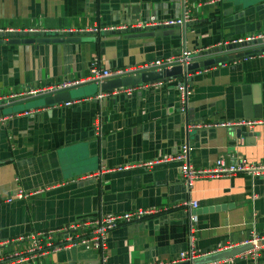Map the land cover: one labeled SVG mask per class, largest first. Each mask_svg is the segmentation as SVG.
Returning <instances> with one entry per match:
<instances>
[{"label": "crops", "instance_id": "crops-1", "mask_svg": "<svg viewBox=\"0 0 264 264\" xmlns=\"http://www.w3.org/2000/svg\"><path fill=\"white\" fill-rule=\"evenodd\" d=\"M184 11L190 19L177 25L181 32L154 24ZM1 27L64 38L83 30L79 37L92 40L0 44V106L24 89L82 81L69 88L67 102L38 107L50 91L21 97L13 114L0 117V258L22 252L28 242L21 237L150 207L169 209L110 231L104 254L75 247L13 264H176L183 251L208 255L253 235L264 239V177L203 176L188 186L178 161L136 165L174 156L183 144L195 168H212L220 157L264 163V122L242 128L240 137L237 129L188 127L264 120V53L202 68L186 79L138 84L131 94L99 91L101 83L88 77L94 61L109 69L137 68L184 50L194 55L264 35V0H0ZM93 27L124 32H89ZM130 28L151 29L140 36ZM185 80L190 94L182 111L178 84ZM120 166L129 167L116 170ZM37 189L44 190L14 197ZM190 201L198 207L172 208ZM206 264L254 262L235 255ZM257 264H264V249Z\"/></svg>", "mask_w": 264, "mask_h": 264}, {"label": "built area", "instance_id": "built-area-1", "mask_svg": "<svg viewBox=\"0 0 264 264\" xmlns=\"http://www.w3.org/2000/svg\"><path fill=\"white\" fill-rule=\"evenodd\" d=\"M218 1L220 0H206L208 4H213ZM189 19L190 16L188 14V11H184L180 16H178L175 19L161 21L154 24L177 26L184 24ZM103 30H114V28L93 27L89 29V32H99ZM29 31L37 32L35 29H29ZM80 32H83V30H81ZM13 33H15L13 29L5 28V27L0 28V34L5 35L6 37ZM248 39H252V38H248ZM237 41H241V40H235L234 42ZM194 55L192 52L184 50L178 55L166 56L151 61H147L142 66L137 68L118 67L114 69H109L99 66L98 62L94 61L91 63L89 67L88 77L89 79L95 80L98 83H102L104 80L120 78L127 75H133L138 73L139 71H150V70L161 71L164 69H171L173 66L176 65L183 66L188 64L189 61L194 57ZM81 82L82 81L78 79H71V80H66L59 85H56L52 88L50 87L49 89H45V90L24 89L22 91L10 95L9 98L17 99L21 97H28L37 94H42L49 91L51 92L54 90H65L75 85H78ZM143 86L146 87L145 84H142V87ZM135 89L136 87H130V86L121 87V88H117V90L112 91L111 94L112 95H116L119 93L131 94ZM178 90L181 94L182 104L184 105L187 101L188 95L190 94L189 86L186 80L185 82L184 81L179 82ZM108 95H110V93L99 94L98 97H102V96L104 97ZM3 100H8V99H3ZM3 100H1V103L4 102ZM184 107L185 105L182 107V111H184L185 109ZM262 122H264V120H254V119H231L220 122L199 121L196 123L189 124L188 127L194 129L209 128V127H221V128H227L233 130L242 129V128L252 129L255 125L260 124ZM189 150H190L189 147L186 144H183L182 146H180L179 151L174 156L165 157L163 159H157V160L143 161L137 163L136 165L141 167H151L154 164L161 161H169V160L178 161L181 163L180 173L182 180L188 186L192 185L194 179L203 176H207V177H217L220 175L231 176L234 174L243 173L251 177V179L261 176L264 177V163H249L244 159L235 162L226 163L220 157L216 160L215 165L212 168H195L189 163ZM127 167L129 166H120L117 167L116 170H122ZM43 190L44 189H37L27 193L23 191H17L15 192L14 197L24 198L40 193ZM12 198L9 197L5 199V202L11 201ZM177 207H187L189 208V210H191V209H196L198 207V203L197 201L182 202L174 205L172 208H177ZM167 209L169 208L150 207V208H138L132 211H126L122 213H114V214L108 213V214L100 215L93 219L84 220L72 225H66L56 230L41 231L35 234H30L28 236H24L20 238L21 241L28 242V245L25 247V249L22 252L16 251L4 257H1L0 264L19 263L22 261L33 259L37 256H41L49 253H55L57 251H61L69 248H75V247H84L86 249L95 250L104 254L107 246V236L110 231L122 225L130 224L133 222H139L156 217L157 215L161 214ZM189 217L191 222L196 221V216L194 214H190ZM262 241H264V239L256 235L251 236L248 240L240 244V245L250 244L251 248L249 250L237 254V256L243 259L252 260L254 264H257V259L260 256L261 250L264 249V243H262ZM200 256H204V255H200ZM200 256H198L192 250L183 251L179 254L178 259L175 260L174 263L186 262L187 264H194L193 261ZM148 264H173V263L164 262V261H152Z\"/></svg>", "mask_w": 264, "mask_h": 264}, {"label": "water", "instance_id": "water-1", "mask_svg": "<svg viewBox=\"0 0 264 264\" xmlns=\"http://www.w3.org/2000/svg\"><path fill=\"white\" fill-rule=\"evenodd\" d=\"M170 27V26H169ZM166 27L165 28H169ZM147 29L151 28H130L128 29L129 33L139 34L140 36H145L147 34H143ZM172 29V28H171ZM173 29L182 30L181 26H174ZM124 31L120 30H112L110 34L120 33ZM84 34H88L85 32ZM42 35L39 32H20L16 34L5 35L0 34V44L2 43H48V42H61V41H90L92 40L89 37L81 38L79 36L82 35L80 32H74L69 37H59L60 35L55 34L53 37H41ZM43 36V35H42ZM6 37V38H5ZM264 53V35L258 33L256 37L248 40H242L237 42H229L226 44L218 45L215 47H211L202 51H199L194 55V57L189 61L186 65H176L171 69H164L161 71L150 70V71H139L133 75H127L120 78L108 79L104 80L100 84L99 91H112L113 89L121 88V87H135L138 84H152L155 82H160L170 78H179V77H187L195 72L200 71L202 68H211L217 65H222L226 62H234L237 60H241L250 56H255ZM72 99L71 92L68 89L65 90H54L49 92L46 95H43V101L38 107H44L46 105H52L56 103L67 102ZM15 99H10L9 103L2 102L0 106V117L3 115H11L13 112V107L18 103H22L23 101H14ZM27 108V107H26ZM10 110V111H9ZM25 107L23 111H26ZM22 111V112H23ZM241 135H245V133L241 129H237L235 131V136L240 137ZM264 243V241H262ZM251 248L250 244L238 245L232 247L227 250H222L216 253L200 256L196 258L193 263L194 264H206V263H214L220 260L227 259L229 257L235 256L241 252L249 250ZM176 264H187L186 262L176 263Z\"/></svg>", "mask_w": 264, "mask_h": 264}]
</instances>
